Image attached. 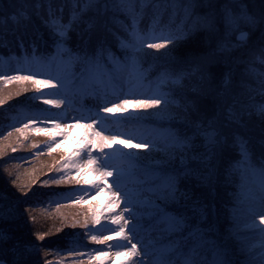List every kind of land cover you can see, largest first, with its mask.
<instances>
[{"label":"snow or ice","instance_id":"6c2138e0","mask_svg":"<svg viewBox=\"0 0 264 264\" xmlns=\"http://www.w3.org/2000/svg\"><path fill=\"white\" fill-rule=\"evenodd\" d=\"M202 3L207 10L199 14L196 9ZM258 4L256 8L250 0H153L152 23L145 27L140 26L143 0H74L67 20L55 14L48 0H24L19 6L10 5V14L0 11V27L31 22L33 16L41 19L54 49L37 55L38 46L33 43L29 54L18 61L28 65L30 74L0 73V83L21 85L14 94L0 98V105L13 95L32 91V97H25L27 106H32V100H43L61 109L54 112L34 105L36 110L27 114V122L14 128L25 138L29 128L38 133H47L48 126L89 130L78 149L79 159L62 161L61 172L66 167L68 171L50 177V183H73V167L79 173L89 166L102 177L90 187L69 190L79 191L80 199L105 189L112 194L105 223L101 214L93 212L91 218L85 215L80 226L92 241L108 245L109 250L122 249L114 256L135 258L127 264H264V71L257 68H264V0ZM161 5L173 13L179 6L189 23L176 29L163 25ZM88 12L92 16L85 19ZM117 13L131 21L121 25L123 36L109 26ZM82 24L88 27L81 28ZM103 32L111 33L119 44L123 60L112 52ZM197 33L204 34L203 43L214 42V46L202 47ZM182 41L190 46L181 49ZM146 55L160 62L154 80L148 76L152 66L142 67ZM40 75L49 78H37ZM46 86L55 93L43 92ZM50 95L57 98L44 99ZM84 95L95 99V110L71 117L67 108ZM148 119L168 126L145 130L142 125ZM12 135L10 131L8 136ZM60 135L66 138L69 133ZM61 142L53 136L45 147L51 153ZM16 151L13 147L12 152ZM3 172L15 175L11 169ZM237 172L245 178L243 194L229 209V227L221 231L214 193L221 176ZM249 174L259 176V182L250 184ZM11 182L27 198L31 189L16 179ZM121 204L123 208L115 211ZM27 213L35 223L32 209ZM16 218L14 207L0 209V219ZM108 224L116 227L102 232ZM47 235L37 233L29 239L0 231V252L7 248L8 264H54L48 258L54 253L36 242L45 241ZM114 239L115 245L109 244ZM70 254L84 255L75 249ZM95 259L89 253L88 264Z\"/></svg>","mask_w":264,"mask_h":264},{"label":"trees","instance_id":"16d2710c","mask_svg":"<svg viewBox=\"0 0 264 264\" xmlns=\"http://www.w3.org/2000/svg\"><path fill=\"white\" fill-rule=\"evenodd\" d=\"M24 0H0V11L10 14L12 8L9 7L12 4L19 6L22 4ZM49 3L52 4L53 11L56 15L62 16L65 20H67L72 15V6L74 0H48ZM145 4L144 15L140 21V26L145 27L152 23V14L153 9L151 4L153 0H143ZM253 7L258 8V0H250ZM80 5L78 4L77 7ZM207 8L202 3L197 7L196 12L199 14H203ZM161 23L168 28L176 29L181 26H186L189 21L184 19V13L182 9L178 6L173 13L171 8H164L161 5ZM43 14L47 15V3L44 6ZM92 13L88 12L85 15V19L91 17ZM116 20H110L109 26L112 28L113 32L123 36L125 35L122 24L127 25L131 21L124 13H117ZM87 24H82L81 28H87ZM102 35H105L110 42V47L112 52L119 57L121 60L123 59V51L118 47V43L114 40L111 33L103 32ZM203 33H197L198 39L202 42V47L208 48L214 46V42L203 43ZM73 42H75V34H73ZM33 43L38 46L37 55L41 54H50L54 49L50 47L51 41L49 40L48 32L43 24V21L36 16H33L31 22H26L21 25L8 24L7 26L0 27V62L2 57H17V64L23 65L24 67H28V65L19 62L21 58L29 54V49L32 47ZM190 44L188 42L182 41L180 44V48L184 49L189 47ZM69 47H72V44H69ZM148 63L152 64V68L148 73L149 79L154 80L157 71L159 61L155 59L145 60ZM108 64V67L111 68V64L108 61H105ZM259 71H264V68H261L257 65ZM16 112L12 110H5L3 113L0 112V126L7 129L5 123L11 124L13 120H15L18 116ZM13 117V118H12ZM5 118V120H4ZM19 119H23L21 115ZM159 121V120H158ZM158 123L167 125L166 122L159 121ZM0 150H2V154H0V170L11 169L14 176L10 175L8 172H3L0 174V209H8L10 207H14L17 210V218L15 220L11 219H0V231H12L17 234H23L25 237L29 239H35V235L37 233H49L46 236L45 241L41 242L36 240L38 244H40L46 250L53 252L54 254L49 256V259L54 261H59L65 258L68 254L66 243L69 242L64 236H69L72 233L75 227H72L74 220L68 218V216L64 215V211L70 209V206L73 204V201H77V196L79 191H37L33 186V180H38L41 178V175L46 174L45 159H41L40 161H36L37 158L32 160H28L31 156H35L36 153L41 150L37 149V152L24 155V154H11L9 147L7 144V137L0 135ZM7 160V163L3 161ZM37 162V163H35ZM236 175V174H235ZM234 174L232 176H235ZM241 175V174H240ZM252 175V174H249ZM236 181L231 182L228 181V176H221L215 190V203L216 207L220 212V224L224 223L223 215L225 214L224 210L226 208L232 207V202L228 197V193L230 191L234 192L235 187L232 189L231 184H240L242 183V176H235ZM249 178H251L249 176ZM12 179H16L20 184L27 185V188H30L31 191L28 192L27 198L23 197V194L19 191L17 186L13 184ZM256 183V182H255ZM35 192L36 195H32ZM74 196V198H73ZM159 203V202H158ZM62 205V206H60ZM73 206V205H72ZM31 208L32 213L36 215L35 223L31 220V215L27 213V209ZM62 229V230H61ZM10 256L7 254V248L4 249L3 252H0V263L4 262L8 264Z\"/></svg>","mask_w":264,"mask_h":264},{"label":"rangeland","instance_id":"374dc122","mask_svg":"<svg viewBox=\"0 0 264 264\" xmlns=\"http://www.w3.org/2000/svg\"><path fill=\"white\" fill-rule=\"evenodd\" d=\"M128 18V17H125ZM119 34V33H118ZM119 47V45H118ZM120 48V47H119ZM156 50L153 49H147L148 53H154ZM124 58V54L122 56ZM154 59L151 55H146L142 61V67L147 69L150 65L148 63L147 67V61L145 60H152ZM123 60V59H122ZM15 57H7L6 60H2L0 62V73L4 74H11L15 75L17 72L22 75L30 74L28 72V67H24L23 65H16ZM78 71V68L74 69ZM37 78L39 79H48L49 77L47 75H40ZM147 83V82H146ZM20 82H10V83H0V98L7 97L9 94H14L19 88H20ZM45 93H55V89H53L51 86H46L41 89ZM33 92L29 91L27 93H22L20 96L13 95L12 99L8 100L7 104L0 105V112L3 113L5 110H12L16 112L18 115V118L22 115L23 119H19L15 117L16 119L11 122V124L5 123V126L7 129L3 128V126H0V135L7 137V146L9 147V150L11 154H24V155H30L40 151L39 155L31 156L28 158V160L35 159V157H38L36 161H40L41 159H45V166L44 168L47 169L46 174L41 175V178H39L37 181L35 180V184L33 185L37 191L47 192V191H66L69 192V189H80V188H87L90 187L93 184L99 183L102 179V177L99 176L98 173L91 170V167L85 166L82 171H79L77 173L76 169L73 167L72 173L74 182L73 183H67L65 182L62 185H52L50 183V177L57 175V174H64L68 171V168L66 167L63 172H61V162L68 160L69 158L71 160H78L80 153L78 152V149L82 148L84 146L83 143V137L87 134L89 130L83 128V127H74L71 129H64L63 127L59 130L52 129L50 126L49 131L47 133L45 132H35L32 128H29L26 130V138L25 135H21L19 133H16L14 131L15 127H21L23 123L26 121L27 114H30L31 112L35 111L34 105H41L43 108H51L54 112H59L61 109L57 108L55 105H46L43 104V100H32L31 105L27 106L29 102L25 101V97H32ZM57 97L55 95H50L44 97V99H56ZM96 101L92 96L84 95L82 97L77 98V102L73 105V107L67 108V113L71 117H76L78 115H84L87 116L89 114V111H94V105ZM12 106V107H10ZM75 109V110H74ZM148 112H154V109H148ZM13 118V117H12ZM5 120V118H4ZM69 123H74L73 120H69ZM87 121H84L86 123ZM159 121H153L152 119L145 120L143 122L142 127L145 130H152V129H163L166 128L168 125H163L158 123ZM63 124V121H61ZM39 127H45L46 125H37ZM12 131L13 135L11 137L8 136V133ZM64 131H67L69 135L64 138L60 134ZM108 134L107 132L105 133ZM17 136L20 137V140H17ZM55 136L57 140L62 141L60 143V146L55 148V151L49 153L47 148L45 147L46 143L50 142L52 140V137ZM126 138V137H124ZM0 140H3V138H0ZM22 141V143L20 142ZM139 141H134V143H138ZM35 143L39 145L38 148H33L32 144ZM55 147V145H53ZM15 147L17 149L16 152H12V148ZM114 147H123L119 145H114ZM106 151H109L106 149ZM125 151H129V149L125 148ZM131 151H150L146 149H132ZM156 156V158H159V154H153ZM42 161H40L39 164H41ZM37 163V162H35ZM55 165L56 167L53 168L52 166ZM236 174V175H235ZM235 176L239 177L241 176L239 172L234 173ZM228 176V175H227ZM235 176H228V181L231 182H238L236 181ZM249 176L251 178H249ZM247 181L250 184H255L259 182V176L257 175H248ZM49 180V184L45 185L44 181ZM75 180H79L80 183H75ZM112 183V178H108V184ZM245 183V178L243 177L242 183L240 184H231L230 186L232 189L235 187V191H230L228 193V197L230 201L232 202V206L237 202V198L240 197L243 194V185ZM113 187H115L113 185ZM70 193V192H69ZM81 193H78L77 201H73V206H70V209L64 211V215L68 216V218L71 217V219L74 220V223L77 225L69 236H64L65 239H67L69 242L66 243V248L68 251V254L66 257L61 260L63 264H77L78 261H83V264H88L89 261V253H91L93 256H96L97 259L93 261V264H127L128 261L135 259L131 256H119L116 257L113 254L116 251H120L122 249H119L117 247H113L111 250H109L108 245H105L103 243H97L95 241H92L90 237L86 234V230L82 228L80 225L83 222L85 215H87L89 218H91L93 212H97L101 214V222L102 224L105 223L106 217L109 215L108 209L112 207L111 201L113 199L112 194L105 189L104 191L100 193H91L89 195H84L83 199H80ZM123 195V194H122ZM74 198V196H73ZM123 208V204L120 205V208L115 209V211H120V209ZM229 209L226 208L224 210L225 214L223 215L224 223L220 224V230L224 231L229 227L230 222V215H229ZM126 215V214H125ZM116 227L115 225L108 224L106 227L101 228L102 232H108L110 228ZM135 242V241H133ZM116 239L113 241H110L109 244L115 245ZM79 250L80 252H83L84 255L82 257H77L75 255L70 254V250ZM96 249H102L105 252H107V255H99L95 250ZM241 260L243 257L240 258ZM54 264H61L59 261H54Z\"/></svg>","mask_w":264,"mask_h":264},{"label":"water","instance_id":"95a60500","mask_svg":"<svg viewBox=\"0 0 264 264\" xmlns=\"http://www.w3.org/2000/svg\"><path fill=\"white\" fill-rule=\"evenodd\" d=\"M0 264H5V263L1 262Z\"/></svg>","mask_w":264,"mask_h":264}]
</instances>
